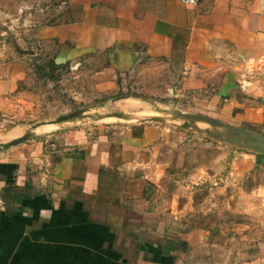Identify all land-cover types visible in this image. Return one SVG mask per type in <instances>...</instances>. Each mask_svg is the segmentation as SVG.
Instances as JSON below:
<instances>
[{
	"label": "crops",
	"instance_id": "crops-1",
	"mask_svg": "<svg viewBox=\"0 0 264 264\" xmlns=\"http://www.w3.org/2000/svg\"><path fill=\"white\" fill-rule=\"evenodd\" d=\"M62 2L53 21L33 34L47 44L55 67L85 71L103 62L91 77L97 90L139 75L147 90L172 91L187 107L183 112L264 133V0H68L71 18L60 20ZM3 72L0 127L16 109L15 91L26 76L21 68ZM132 102L138 103L128 99L122 108L134 110ZM148 115L164 119L75 127L63 121L46 136L0 144V264L210 263L194 255L211 238L208 223H196L209 216L208 196L196 200L202 187L194 181L169 195L162 186L167 171L175 170L163 159L165 142L175 139L166 147L180 150L195 137L181 130L175 113ZM27 132L16 126L0 133V143ZM258 158L245 149H222L189 180H211V168L256 198L264 193V177L249 192L244 184L262 167ZM257 245L240 264H264V239Z\"/></svg>",
	"mask_w": 264,
	"mask_h": 264
},
{
	"label": "rangeland",
	"instance_id": "rangeland-1",
	"mask_svg": "<svg viewBox=\"0 0 264 264\" xmlns=\"http://www.w3.org/2000/svg\"><path fill=\"white\" fill-rule=\"evenodd\" d=\"M67 1L0 0V77L4 76L3 71L7 67L21 68L26 71L25 78L19 81L15 91L16 109L10 117H2L5 125L0 127L1 134L6 135L9 130L19 126L38 136H46L53 133L58 125L55 124L53 128L47 129L45 127L47 122L82 108L85 109L83 114L67 122V125L75 127L101 123H126L117 117L108 118L112 117L113 112L118 111L130 114L128 120L132 121L127 122L135 123L149 117L148 112L174 114L187 109L179 104L180 98L173 96L172 91H167L166 96H161L154 89L147 90L146 80L139 75L121 77L120 84L113 90L95 89L91 77L99 66L105 64L103 62L92 63L85 71L72 67V64L55 67L53 71L49 70L52 59L47 54V44L38 43V39H34L33 34L38 28L47 25V22L53 21L52 18L58 11H54V8L58 6L57 2H62L63 7L60 20L71 18L70 10L65 3ZM121 96L124 98L116 99ZM125 96L129 97L125 98ZM128 99L138 102L137 104L132 102L135 111L122 108L121 103ZM161 99H164V103L168 105L160 103ZM72 122L76 125L71 124ZM61 125L64 123L58 126ZM200 125L215 131L224 133L227 131V129L215 128L208 124ZM181 130L187 131L184 128ZM189 133L195 137V141H182L180 145L184 147L180 150H171V146L166 147L175 142V139L171 137L162 148L163 159L170 162L169 169H175L170 174L167 171L162 179L163 192L169 195L178 186L194 181L199 183L198 187H202L195 193L196 200L199 202V199L208 196L207 204L211 208L209 216H200L196 223L201 226L208 223L206 226L209 227L208 235L211 238L207 241L208 245L202 246L201 250L194 254L197 258L202 259L204 256L211 258L210 263L207 262V264H219L220 261L223 263L225 258L226 264L249 261L254 249L258 247V239H264V202L260 203L258 199L264 196L263 191L258 193L256 198L253 196L248 198L239 192L236 185L228 184L223 173H215L211 168H207L208 171L210 170L207 176L212 177V181L209 179L201 183L203 178L200 176H194L195 178L192 177V180H189L190 174L219 155L222 149L228 151L244 149L237 144L209 136L205 132L190 130ZM256 155H260L258 159L263 160L264 155ZM260 164L262 167L258 165L259 170L254 171L256 173L250 175V178L245 181V191H251L254 184L264 177V163ZM224 182L227 186H224ZM220 188L224 191L222 194Z\"/></svg>",
	"mask_w": 264,
	"mask_h": 264
},
{
	"label": "water",
	"instance_id": "water-1",
	"mask_svg": "<svg viewBox=\"0 0 264 264\" xmlns=\"http://www.w3.org/2000/svg\"><path fill=\"white\" fill-rule=\"evenodd\" d=\"M30 52L33 53V51ZM127 97L128 96H125V98ZM121 98H124V96L117 97L116 99H121ZM84 111L85 109L83 108L77 109L71 113L61 115L58 118L47 122L46 124H51V123L55 124L63 121L75 120L76 118L80 117ZM111 116L128 119L131 115L122 111H118V112H113ZM175 116L178 119V122L180 121L179 126L184 129H187L189 131L191 130V131L205 132L209 136L230 142L232 144H237L242 149L253 151L256 154L264 155V133L256 132L243 127L233 126L228 123L219 121L217 119L199 113H186L182 111L175 113ZM145 119L149 121H163L164 118L159 115H151L147 118H144L143 120ZM201 123L208 124L209 126H213L215 128L227 129V131L225 133L221 131H215L210 127H202L200 125ZM32 136H34V133L28 131L22 137L14 139L13 141L8 143H0V144L13 145L22 142L28 137H32Z\"/></svg>",
	"mask_w": 264,
	"mask_h": 264
},
{
	"label": "built area",
	"instance_id": "built-area-1",
	"mask_svg": "<svg viewBox=\"0 0 264 264\" xmlns=\"http://www.w3.org/2000/svg\"><path fill=\"white\" fill-rule=\"evenodd\" d=\"M182 2L186 3V4H190V5H195L197 3L200 2V0H181ZM5 205V200L3 198V195L0 191V209H2Z\"/></svg>",
	"mask_w": 264,
	"mask_h": 264
},
{
	"label": "trees",
	"instance_id": "trees-1",
	"mask_svg": "<svg viewBox=\"0 0 264 264\" xmlns=\"http://www.w3.org/2000/svg\"><path fill=\"white\" fill-rule=\"evenodd\" d=\"M55 66H54V64H53V61H50V66H49V70H51V71H53ZM41 69L43 68L44 69V67H40ZM51 75H53L52 73H50ZM258 157L260 158L261 156L260 155H258ZM2 166V164L0 165V167Z\"/></svg>",
	"mask_w": 264,
	"mask_h": 264
}]
</instances>
